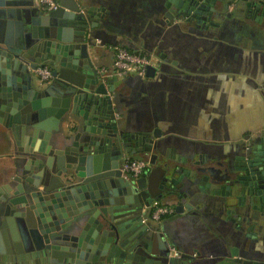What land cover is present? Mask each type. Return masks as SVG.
Instances as JSON below:
<instances>
[{
	"label": "crops",
	"instance_id": "1",
	"mask_svg": "<svg viewBox=\"0 0 264 264\" xmlns=\"http://www.w3.org/2000/svg\"><path fill=\"white\" fill-rule=\"evenodd\" d=\"M178 1L79 2L83 5L81 12L92 19L87 21L86 41L97 70L101 66L112 67L116 46L153 56L152 75L117 78L108 92L118 129L127 133L146 131L158 144L153 164L151 153L128 154L148 161L149 186L159 183L166 162L190 173L200 167L198 162L224 172L245 160L264 158V16L245 1H229L225 12L212 17L214 23L210 24L204 19L178 16ZM34 6L48 11L35 0ZM34 18L36 15L28 14L31 22ZM23 25V19L0 17V74L16 84L13 91L18 94L17 101H23L18 104L33 98H49V102L55 101L59 106L63 89L58 85L49 88L54 78L41 81L30 70L28 89L2 52L5 42L20 41L18 34L23 32ZM62 29V34L70 38L77 30L71 26ZM0 85L4 86L3 79ZM48 89V95L36 97L38 91ZM25 92L27 97H23ZM2 94L8 93L0 92V97ZM75 109L72 111L70 101L65 120L54 123L60 134L71 139L83 135L79 111L88 114L84 104L77 103ZM46 120L49 126L53 123L50 116ZM154 131L157 136L153 137ZM29 139L27 133L12 131L0 123V185L8 183L16 171L12 158L6 154H21ZM136 142L133 139L132 146ZM39 143L36 139L33 147L37 148ZM195 174L201 176L197 171ZM167 177L176 179L179 185L180 180L188 179L183 172L173 171L167 172ZM166 184L172 186L170 182ZM183 185L175 193L185 196L168 195L153 201L173 207L172 214L154 221L149 205L143 217L151 231L158 230L166 247L170 245L181 253L180 258L169 253L168 257L175 261L168 264H243L241 260L264 264L263 199L246 196L239 201L236 191L226 197L215 191H193ZM153 249L151 255L157 256L159 247Z\"/></svg>",
	"mask_w": 264,
	"mask_h": 264
},
{
	"label": "water",
	"instance_id": "2",
	"mask_svg": "<svg viewBox=\"0 0 264 264\" xmlns=\"http://www.w3.org/2000/svg\"><path fill=\"white\" fill-rule=\"evenodd\" d=\"M80 1L58 0L56 9L45 12L34 6V0H0V17H15L25 23L18 34L20 41L5 42L2 49L14 74L22 76L23 85L30 89L29 71L38 64H48L54 78L49 88L58 85L63 89L59 106L49 98H33L22 105L13 91L16 84L0 74L4 80L0 92L8 93L0 97V123L30 138L21 154L12 157L9 153L17 175L0 185V264L173 263L161 234L151 231L143 221L145 209L168 195L185 196L175 193L182 183L193 191H215L226 197L236 191L239 201L249 196L264 203V158L244 159V163L229 166L224 172L198 162V177L196 171L190 173L166 162L159 183L152 186L147 185L146 174L137 180L124 178L119 165L125 155L151 153L153 164L159 147L146 131L118 129L108 94L118 79L109 78L107 88L90 60L86 29L92 19L81 12ZM229 1L238 0H179L177 15L213 24L211 18L222 15ZM242 1L264 16V0ZM31 13L36 15L32 22L28 19ZM65 26L78 31L72 38L65 37ZM154 70L148 66L146 76ZM50 89L38 91L36 97L48 95ZM23 97H27L26 92ZM70 101L72 111L80 103L90 114L79 111L83 135L73 139L60 134L54 125L65 120ZM49 116L53 126L47 124ZM152 135L157 136V131ZM36 139L40 140L37 148L33 147ZM133 139L137 141L134 146ZM169 171L183 172L188 179L180 180L179 185L176 179H168ZM153 246L159 247L157 256L151 255Z\"/></svg>",
	"mask_w": 264,
	"mask_h": 264
},
{
	"label": "built area",
	"instance_id": "3",
	"mask_svg": "<svg viewBox=\"0 0 264 264\" xmlns=\"http://www.w3.org/2000/svg\"><path fill=\"white\" fill-rule=\"evenodd\" d=\"M38 6L48 10L58 7L57 0H35ZM232 7V6H230ZM153 56L142 51L129 50L126 47L116 46L113 49L112 67L101 66L98 68V74L102 82H106L109 78H124L128 75H136L140 78L146 77L148 66H152ZM34 73L41 81H49L53 79L52 68L48 64H38L34 69ZM121 174L127 179L135 180L144 175L149 170V163L145 159L132 158L125 156L119 165ZM174 208L167 205H162L158 202L150 204V218L154 221L160 220L162 217L172 214ZM169 253L175 257H181V253L174 247L168 246Z\"/></svg>",
	"mask_w": 264,
	"mask_h": 264
},
{
	"label": "flooded vegetation",
	"instance_id": "4",
	"mask_svg": "<svg viewBox=\"0 0 264 264\" xmlns=\"http://www.w3.org/2000/svg\"><path fill=\"white\" fill-rule=\"evenodd\" d=\"M11 155H12V154H11ZM8 156H9V154H6V157H8ZM125 156H130V155H125ZM125 156H124V157H125ZM122 159H123V158H122ZM120 162H121V161H120ZM10 164H11V162H10ZM148 171H149V170H148ZM6 172H7V169H4V170H3V173L6 174ZM15 174L17 175V172H16V171H15V173H14V175H13L12 177H15ZM145 174H146V173H145ZM12 177H11V178H12ZM10 180H11V179H9V181H10ZM9 181H8V182H9ZM1 185H2V184H1Z\"/></svg>",
	"mask_w": 264,
	"mask_h": 264
},
{
	"label": "trees",
	"instance_id": "5",
	"mask_svg": "<svg viewBox=\"0 0 264 264\" xmlns=\"http://www.w3.org/2000/svg\"><path fill=\"white\" fill-rule=\"evenodd\" d=\"M131 157V156H130ZM133 158V157H132Z\"/></svg>",
	"mask_w": 264,
	"mask_h": 264
}]
</instances>
